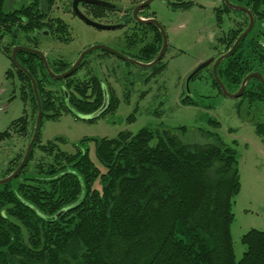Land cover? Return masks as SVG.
I'll use <instances>...</instances> for the list:
<instances>
[{
	"label": "trees",
	"instance_id": "16d2710c",
	"mask_svg": "<svg viewBox=\"0 0 264 264\" xmlns=\"http://www.w3.org/2000/svg\"><path fill=\"white\" fill-rule=\"evenodd\" d=\"M54 1L33 0L10 10L7 0H0V39L8 37L11 48L38 49V37L48 31V25L42 23L43 13ZM246 1L250 13L259 15L258 21L263 23L264 0L232 3L246 7ZM108 12L111 8L91 7L95 18L106 19ZM239 28L225 49L241 33ZM63 29L50 30L49 35L63 34ZM126 31L123 44L127 52H117L143 64L151 63L161 44L157 29L148 30L152 38L148 45L132 52L130 47L140 45L145 33L140 29L136 41L129 26ZM253 40L251 32L216 69L217 78L229 93L240 87L247 74L264 68V61L256 62L253 56L248 61L243 59L247 50L254 54L258 48L251 44ZM10 47L5 49L8 56ZM16 61L37 85L42 117H56L59 108L74 117L101 108L103 94L96 76L86 82L72 80L84 61L71 77L61 81L47 75L36 55L18 51ZM60 61L48 63L54 74L64 73L72 65ZM160 62L152 73L161 70ZM15 71L30 110L0 134L1 141L12 132L32 136L34 131L37 104L32 85L21 70ZM46 81L58 87L57 93L45 88ZM89 85L94 96L91 103L86 98ZM246 95L264 104L260 83L250 81L242 96ZM109 97L103 114L116 108L117 100ZM182 104L195 102L185 96ZM48 112L53 115H45ZM208 122L219 127L215 120ZM256 131L264 134L263 124ZM203 134L205 142L200 144L189 139L185 127L174 132L146 128L135 135L120 133L111 140L90 139L104 173L91 162L88 148L81 149L88 140L84 139L73 155L55 154L51 163L37 164L34 173L27 175L35 148L46 152L49 147L51 155L55 145L42 146L37 137L18 176L0 185V264H264V232L257 230L241 237L245 250L236 261L230 232L234 220L231 208L240 190L236 153L218 135ZM20 161L15 159V167L7 175Z\"/></svg>",
	"mask_w": 264,
	"mask_h": 264
},
{
	"label": "rangeland",
	"instance_id": "374dc122",
	"mask_svg": "<svg viewBox=\"0 0 264 264\" xmlns=\"http://www.w3.org/2000/svg\"><path fill=\"white\" fill-rule=\"evenodd\" d=\"M32 1L7 0L6 7L17 9ZM106 1L118 4L122 10L129 8L133 2ZM70 2L55 0L49 9L51 17L68 25L69 42L59 43L55 37L44 35L37 39L38 49L45 55L47 62L61 60L66 64H74L81 52L95 45L127 52L123 44L124 35L128 34L126 29L101 31L87 26L69 14ZM169 2L171 0H153L149 5V11L155 14L167 41L165 55L159 64L163 65L161 70L152 73V68H138L102 50L86 55L85 60L90 62L89 68L80 69L72 80L86 82L91 76L102 79L107 87L113 89L114 99L117 100L115 110L93 121L77 119L61 108L56 109L59 110L56 117H42L38 143L42 146L49 143L55 145L51 155L49 147L45 149L46 152L35 148L26 174L34 173L37 164L51 163L55 154L63 152L73 155L75 147L84 139L88 140H84L81 149L88 148L91 162L104 173V168L95 158V145L90 139L111 140L120 133L135 135L146 128L174 132L185 127L189 139L200 144L205 142L203 133L216 134L235 151L238 161L240 190L231 208L234 220L230 228L238 261L245 250L240 242L241 237L250 230L264 232V134L259 135L256 131L259 124L264 126V104L250 100L247 95L238 98L225 96L213 86L210 67L202 70L189 83L190 96L195 105L182 104L186 96L185 80L200 64L213 58L215 51L225 50L217 40L231 26L224 18L222 28H218L216 14L210 7L192 6L189 9L174 10L171 5L168 6ZM63 12L67 14L63 15ZM81 12L87 16L90 14L86 8H82ZM105 17L94 20L90 16V19L99 24L114 23L111 14ZM237 24L243 26V19L233 15V28ZM9 47L8 37L0 39V134L7 131L24 111L30 110L28 102L22 97L21 83L12 61L6 54L5 49ZM44 86L53 92L58 90L49 81ZM86 98L90 99L88 96ZM47 114L53 115V112ZM210 119L217 121L219 127L209 125ZM29 126L33 124L30 122ZM31 137L30 133L20 135L12 132L8 139L0 140V180L3 179L7 165L10 166L9 161L23 158Z\"/></svg>",
	"mask_w": 264,
	"mask_h": 264
},
{
	"label": "flooded vegetation",
	"instance_id": "af4514ba",
	"mask_svg": "<svg viewBox=\"0 0 264 264\" xmlns=\"http://www.w3.org/2000/svg\"><path fill=\"white\" fill-rule=\"evenodd\" d=\"M101 1H104V2H107L108 4H110V7H106V8H111V10H112V12H108L109 14H111L112 15V18H113V24H108V25H115V26H121V28H119L118 30H124V29H126L128 26H129V28H131V34H132V36L134 37V39L137 41V32H139L140 31V29H141V32L140 33H145L144 34V37H146V38H144L143 39V42L139 45V44H136L133 48L132 47H130V52H132L133 50L135 51V50H137V48H140V47H142V46H146V45H148L149 43H147V42H150L151 40H152V38L150 37V35H148V30L151 28V27H155L153 24H141V23H139V22H137L135 19L137 18V19H139V20H142V21H149V20H156L155 19V14L153 13V12H150L149 11V5L150 4H148V5H146V6H144V7H142V8H140V9H138L137 11H136V13H135V19H134V17H133V13H134V10L136 9V8H138V7H140L143 3H145L147 0H133V2H132V5L129 7V8H127V9H124V10H122V8H121V6H118V4H113V3H111V2H109V1H106V0H101ZM227 1V3H229V4H232L233 5V3H232V0H226ZM73 2H74V0H71V2H70V7H69V14L71 15V16H73L74 18H77L78 20H80L78 17H77V15L73 12ZM165 2H167V0H165ZM198 2H202V0H185V1H183V0H171V3L169 2L168 3V6L169 5H171L173 8L172 9H174V10H181V9H189L190 7H192V6H195V7H199V8H203V7H210L213 11H214V14H216V17H217V21H218V23H217V25H218V28H222V25L224 24V18H226V23L227 24H230V26H231V28L225 33V34H223L222 33V35L218 38V40H217V43L219 44V45H221V46H223L224 47V49H225V47H226V44L229 42V40H230V38H231V36H232V34H233V31H237V30H239L240 28H239V24H237L234 28H233V15H238V14H235L234 13V11L233 10H231V9H229L228 7H227V4H226V2H225V0H213V1H211V0H204L203 2L204 3H207L208 5L207 6H204V5H201V4H199ZM54 4H55V1H54ZM53 4V5H54ZM248 4H249V1H246V7H243V8H245V9H247L248 11H249V6H248ZM93 6H97V7H103V6H98V5H92V4H83V3H79L78 4V6H77V9H78V11L82 14V15H84L86 18H88L89 20H91L90 19V16H91V18H93L94 20H96V19H99V18H95L94 17V15L91 13V7H93ZM82 8H86L88 11H89V16H87L86 14H84V13H82L81 12V9ZM46 9V8H45ZM47 11L45 12V13H43L42 15H43V17H44V19L42 20L43 22V24H46V25H48L47 26V29H48V31H45V32H41V34L42 35H44V36H53V37H55V39H56V41L57 42H59V43H64V42H62V41H60L61 40V38H64V39H67L68 38V34H69V27H67L68 25L67 24H64L63 23V21L62 20H59L58 18H56V17H51L50 15H49V8L48 9H46ZM250 12V11H249ZM63 15H65V14H67L66 12H63L62 13ZM240 14H242V19H243V26H241V33L242 32H244L245 30H246V28H247V26H248V24H249V19H248V16H247V14H245V13H243V12H240ZM116 15V16H115ZM252 15V14H251ZM252 18H253V21H254V24H253V27H252V29H251V31L249 32V33H251L252 32V34H254V40L251 42V44L254 42V44L255 45H257L258 46V48L257 49H255V51H254V54H250V52L247 50L246 52H245V54H244V56H243V59H245V61H248V60H250V59H253V57H254V61H256V62H260V60L261 61H264V22L262 23V22H259L258 21V18H259V15H252ZM92 19V20H93ZM81 21V20H80ZM128 22V25H126V23ZM86 25V24H85ZM59 27L61 28V29H63V28H65V29H63V34H60V33H58V34H52V35H49V31L50 30H52V31H55V30H58L59 29ZM156 29H157V31L159 32V34H160V36H161V33H160V31H159V29L157 28V27H155ZM219 30H221V29H219ZM68 33V34H67ZM240 33V34H241ZM248 33V34H249ZM239 34V35H240ZM247 34V35H248ZM238 35V36H239ZM246 35V36H247ZM238 36H237V38H238ZM245 36V37H246ZM140 37H142V36H140ZM244 37V38H245ZM236 38V39H237ZM243 38V39H244ZM248 38V37H247ZM251 38H253V36L251 37ZM251 38H250V40H251ZM70 39V38H69ZM242 39V40H243ZM241 40V41H242ZM245 41V40H244ZM69 42V41H68ZM250 41H248V43H249ZM234 43V42H233ZM233 45V44H232ZM231 45V46H232ZM249 45V44H248ZM161 46H162V36H161V44H160V48H159V50H158V52H157V55H158V53H159V51H160V49H161ZM231 46H230V48H231ZM16 47H25V46H14V47H12L11 49L13 50L14 48H16ZM27 48V47H26ZM230 48H228V49H225V50H219V51H215V55H214V58L216 59V58H218L219 56H221V55H223V54H225ZM10 49V55H9V59L11 60V53H12V50ZM166 49H167V47H166ZM36 50H39V49H36ZM41 52V51H40ZM165 52H166V50H165ZM165 52H164V54H163V56H162V58L164 57V55H165ZM82 53V52H81ZM234 53V52H233ZM233 53L231 54V55H233ZM156 55V56H157ZM253 56V57H252ZM156 58V57H155ZM162 60V59H161ZM12 61V60H11ZM47 61V60H46ZM83 61H84V64H83V66L81 67V68H83L84 67V69H87V68H89V66H90V62H88L87 60H85V58L83 59ZM83 61L81 62V63H83ZM61 62V61H60ZM18 63V62H17ZM38 63H42L41 61H40V59H39V61H38ZM49 62H47V64H48ZM12 65H13V67H14V69L16 70V69H19L18 67H16V65L12 62ZM220 65V64H219ZM42 66H43V63H42ZM72 66V65H71ZM48 67H49V69H50V66L48 65ZM210 67V75H212V73H211V66H209ZM208 67V68H209ZM43 68H44V66H43ZM208 68H206V69H208ZM20 70V69H19ZM44 70H45V68H44ZM264 72V68H261V69H259L258 68V71L256 72V71H254V72H251V73H258V74H260L261 76H262V78H263V80H264V75L262 74ZM251 73H249V74H251ZM248 75V74H247ZM246 75V76H247ZM69 77H71V76H69ZM68 77V78H69ZM97 79H98V82H100L101 83V91H102V94H103V101H102V106L104 105V98H105V95H106V98H107V103H108V101H109V96H111V95H113V89L112 88H110V87H107L105 84H104V82L102 81V79L100 80L98 77H96ZM67 79V78H66ZM66 79H63V80H66ZM90 79V78H89ZM250 81H254V82H257V83H260L261 84V82H259L257 79H255V78H253V79H250L248 82H247V84L250 82ZM246 84V85H247ZM62 85H65L64 83L62 84ZM262 85V84H261ZM37 86V85H36ZM263 86V85H262ZM217 88V87H216ZM245 88H246V86H245ZM33 89V88H32ZM218 89V88H217ZM226 89V88H225ZM219 90V89H218ZM239 90V88L235 91V92H233V93H230V94H235L237 91ZM227 91V90H226ZM244 91H245V89H244ZM228 92V91H227ZM34 93V92H33ZM229 93V92H228ZM244 93V92H243ZM243 93H242V95H243ZM66 94H68V93H66ZM65 94V96H67ZM186 94V93H185ZM241 95V96H242ZM87 96L88 97H90V99H88L87 98V102H89V103H91L93 100H94V96H92V89H91V86L89 85V89L87 90ZM114 96V95H113ZM109 97V98H108ZM101 106V107H102ZM15 159L16 158H14V160H11V161H9L8 163H9V165L10 166H8L7 165V169H6V171H5V173H4V176H3V179H5V178H7L9 175H11L17 168H18V166H19V164L21 163V161H22V159H21V161H20V163L18 164V166L15 168V170L12 172V173H10L9 175H7L8 173H9V170L11 169V168H13V167H15L14 165H15ZM22 170V169H21ZM2 179V180H3Z\"/></svg>",
	"mask_w": 264,
	"mask_h": 264
},
{
	"label": "water",
	"instance_id": "95a60500",
	"mask_svg": "<svg viewBox=\"0 0 264 264\" xmlns=\"http://www.w3.org/2000/svg\"><path fill=\"white\" fill-rule=\"evenodd\" d=\"M153 0H147L145 3H143L140 7L136 8L134 10V13H133V17L135 16V13L138 9L150 4ZM226 4H227V7L231 10H233L234 12H243L245 14H247L248 16V19H249V24L246 28V30L244 32H242L238 38L234 41L233 45L231 46V48L223 55L219 56L218 58H210L209 60L205 61L204 63L200 64L195 70H193L189 76L187 77V79L185 80V90H186V97L190 95V92H189V83L204 69L208 68L209 66H211V73H212V76H213V79L215 80V82L217 83L218 85V88L219 90L227 97L229 98H238L242 95V93L244 92V89H245V86L247 84V82L250 80V79H257L259 82H261V84L263 85V88H264V80L262 78V76L258 73H251V74H248L241 82L240 84V87H239V90L235 93V94H229L224 85L221 83V81L217 78L216 76V69L217 67L219 66V64L225 60L226 58L230 57L231 54L236 50L238 44L241 42V40L251 31L252 27H253V24H254V21H253V18H252V15L251 13L243 8V7H240V6H235V5H232V4H229L227 3V1L225 0ZM79 3H83V4H92V5H98V6H103V7H110V4H108L107 2H104V1H101V0H74L73 2V12L77 15V17L84 23L86 24L87 26H90V27H93L97 30H101V31H114V30H117L119 28H121V26H115V25H106V24H99L97 22H94L92 20H89L88 18H86L84 15H82L78 9H77V6ZM199 4L201 5H204V6H207L208 4L207 3H204V2H198ZM135 19V17H134ZM137 22L141 23V24H153L155 27H157L161 33V36H162V46H161V49L158 53V55L156 56V58L151 62V63H148V64H143V63H140L138 61H135V60H132L122 54H120L119 52L115 51V50H112L111 48H108V47H105V46H101V45H95V46H92V47H89L88 49L84 50L80 55L79 57L77 58V60L75 61L74 64H72V66L67 70L65 71L64 73H61V74H54L48 67V64H47V61H46V58H45V55L40 52L39 50H34V49H30V48H26V47H16L12 50V53H11V60L12 62L16 65V67H18L28 78H29V81L32 85V88H33V92H34V96H35V99H36V104H37V114H36V119H35V124H34V131H33V134H32V137L29 141V144L25 150V153H24V156L22 158V161L21 163L19 164L18 168L11 174L9 175L7 178L3 179V180H0V185H5L7 183H9L10 181H12L13 179H15L18 174L20 173L21 169L23 168V166L25 165V162L27 161V158L29 156V153L32 149V146L35 142V140L37 139L38 137V133H39V128H40V123H41V120H42V110H41V104H40V99H39V95H38V92H37V86H36V83L34 81V79L31 77V75L23 68L21 67L17 61H16V53L18 51H23V52H26V53H29V54H33V55H36L38 56V58L40 59V61L43 63V66L45 68V72L47 73V75L52 79V80H55V81H61L63 79H66L68 78L69 76H71L77 69L78 67L80 66L81 62L83 61V59L86 57V55H88L89 53L93 52V51H96V50H102V51H106L107 53H110L112 54L113 56L123 60L124 62L126 63H129V64H132L138 68H141V69H151L155 66H157V64L161 61L162 59V56L166 50V47H167V41H166V36L164 34V31L162 30L161 26L157 23L156 20H149V21H142V20H139V19H135ZM107 108V98H106V95H105V98H104V105L98 109L96 112L92 113V114H89V115H76V118L77 119H80V120H83V121H93V120H96L97 118H99L100 116H102V114L105 112Z\"/></svg>",
	"mask_w": 264,
	"mask_h": 264
}]
</instances>
